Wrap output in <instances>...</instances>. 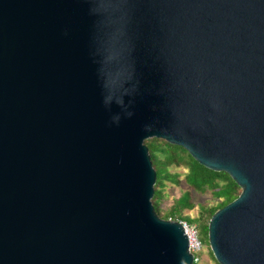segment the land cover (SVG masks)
I'll return each mask as SVG.
<instances>
[{
	"label": "water",
	"instance_id": "water-1",
	"mask_svg": "<svg viewBox=\"0 0 264 264\" xmlns=\"http://www.w3.org/2000/svg\"><path fill=\"white\" fill-rule=\"evenodd\" d=\"M152 138L241 188L218 264H264V0H0V264H194Z\"/></svg>",
	"mask_w": 264,
	"mask_h": 264
},
{
	"label": "trees",
	"instance_id": "trees-1",
	"mask_svg": "<svg viewBox=\"0 0 264 264\" xmlns=\"http://www.w3.org/2000/svg\"><path fill=\"white\" fill-rule=\"evenodd\" d=\"M147 147L151 155L153 166L157 173L155 193L152 202L156 213L163 219L184 220L190 225L197 224L200 240L203 245L209 244L208 232L212 216L219 209L234 201L241 193V188L225 172H216L201 165L183 147L171 145L165 140L152 138L147 140ZM183 167L186 172L184 181L189 189L182 192L173 202L164 208L168 201L166 181L172 184H179L181 173L171 172L170 167ZM212 195V201L200 205V214L192 218L185 214L186 210L194 208L192 194ZM209 255L215 260L209 247ZM194 264H197L195 262Z\"/></svg>",
	"mask_w": 264,
	"mask_h": 264
},
{
	"label": "rangeland",
	"instance_id": "rangeland-1",
	"mask_svg": "<svg viewBox=\"0 0 264 264\" xmlns=\"http://www.w3.org/2000/svg\"><path fill=\"white\" fill-rule=\"evenodd\" d=\"M169 170L171 172H179L181 173L180 183L172 184L170 181H166L167 184V192H168V201L164 204V208L169 206L175 198L181 195L182 192L189 189V186L185 184L184 174L186 170L183 167H170ZM192 200L194 202V208L192 210H186L185 214L190 215L192 218L199 217L200 214V205L206 204L212 201V195L210 193L206 194H192ZM198 230L197 224H193ZM199 234V233H198ZM209 244L203 245V249L201 252L197 253V256L200 258L197 264H217L209 255Z\"/></svg>",
	"mask_w": 264,
	"mask_h": 264
},
{
	"label": "built area",
	"instance_id": "built-area-1",
	"mask_svg": "<svg viewBox=\"0 0 264 264\" xmlns=\"http://www.w3.org/2000/svg\"><path fill=\"white\" fill-rule=\"evenodd\" d=\"M169 220L178 221L183 226L185 234L187 235L189 240V251L194 256V263L198 262L200 258L197 256V253L202 251L203 243L200 240L197 228L195 226L190 225L184 220H177L172 218H170Z\"/></svg>",
	"mask_w": 264,
	"mask_h": 264
}]
</instances>
